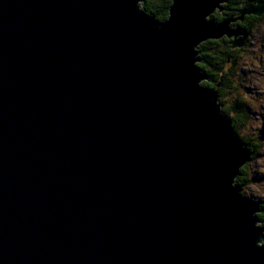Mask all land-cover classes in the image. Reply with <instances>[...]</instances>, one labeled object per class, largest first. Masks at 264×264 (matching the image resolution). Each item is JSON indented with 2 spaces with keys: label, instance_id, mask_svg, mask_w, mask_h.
<instances>
[{
  "label": "water",
  "instance_id": "95a60500",
  "mask_svg": "<svg viewBox=\"0 0 264 264\" xmlns=\"http://www.w3.org/2000/svg\"><path fill=\"white\" fill-rule=\"evenodd\" d=\"M0 0V264H264L252 152L199 47L227 0Z\"/></svg>",
  "mask_w": 264,
  "mask_h": 264
},
{
  "label": "rangeland",
  "instance_id": "374dc122",
  "mask_svg": "<svg viewBox=\"0 0 264 264\" xmlns=\"http://www.w3.org/2000/svg\"><path fill=\"white\" fill-rule=\"evenodd\" d=\"M228 1L222 5L223 8H225L224 5L228 4ZM257 1L243 0L242 3H246L248 8L256 5ZM239 16L232 18L237 19ZM249 27L245 45L241 49H237L241 50L238 55V64H240L238 82L237 76L235 79H233V75L231 77V86L239 85V90L222 92L218 98V103L221 105V110L222 108L229 110L233 108L230 110L231 112H228L230 115L227 114L231 117H235L232 111L234 108L236 109L234 107L236 100H239L238 105H241L239 108L247 112L245 120L238 127V137L243 138L247 147H250L252 162L244 167V172L241 174L242 186L236 185L241 186V194L247 200L259 205L260 212L257 215L259 216L264 215V15L251 21ZM205 82L207 81L203 83ZM222 102L223 104H221ZM254 112L258 115L259 113L262 114V117L254 116ZM263 215L259 218L261 223L257 224L260 228H264Z\"/></svg>",
  "mask_w": 264,
  "mask_h": 264
},
{
  "label": "trees",
  "instance_id": "16d2710c",
  "mask_svg": "<svg viewBox=\"0 0 264 264\" xmlns=\"http://www.w3.org/2000/svg\"><path fill=\"white\" fill-rule=\"evenodd\" d=\"M259 1L260 0H258L257 2ZM242 2L243 0H229L228 4L224 5V12H216L212 18L219 22L227 18L237 17L238 11L242 7ZM171 4L172 0H145L142 6V10L146 14L153 16L156 20L163 22L166 21L169 17V9L171 7ZM253 20H257V17L247 16L245 17L243 22L237 21V23L233 24L232 27H241L249 33V24H251V21ZM240 51L241 50L232 49L230 40H228L227 38L207 41L199 47V57L201 59L199 67L203 72H205L208 77V81L203 83V85L218 91L219 98L222 92H229L230 90H232L231 92H235L236 89L239 90V85L231 86V77L233 75V79H235V77L237 76L238 82V67L240 65L238 64V55L241 53ZM221 104H223V102ZM238 104L239 100H236L234 102V107H236V109L234 108L235 110H238L239 107H241V105ZM232 109L233 108H231L230 110ZM230 110L222 108L223 114L226 115L229 114L228 112H231ZM246 115L247 114H245L244 112H238L235 115L234 120L237 121V124L242 125V121L245 120ZM241 140L245 142L243 138H241ZM244 169L245 168L241 170V174L244 172ZM242 181L243 179L240 175L237 178L236 184H240L242 186ZM262 215L263 214L259 215L258 218H261Z\"/></svg>",
  "mask_w": 264,
  "mask_h": 264
},
{
  "label": "flooded vegetation",
  "instance_id": "af4514ba",
  "mask_svg": "<svg viewBox=\"0 0 264 264\" xmlns=\"http://www.w3.org/2000/svg\"><path fill=\"white\" fill-rule=\"evenodd\" d=\"M260 1H262V0H260ZM235 28V27H234ZM237 111V112H236ZM238 112H244L245 114H247V112L246 111H243V110H241L240 108L238 109V110H235L234 109V111H233V113L236 115ZM226 115V114H225ZM254 116H261L262 117V114H260L259 113V115L257 114V113H255L254 112ZM232 120H233V129H234V132L238 135V127H240V124H237L236 122V120H234V116H232ZM235 122V123H234ZM239 123V122H238ZM234 125H235V127H234ZM243 141V140H242ZM244 142V141H243ZM246 142V141H245ZM244 142V143H245Z\"/></svg>",
  "mask_w": 264,
  "mask_h": 264
},
{
  "label": "bare ground",
  "instance_id": "6f19581e",
  "mask_svg": "<svg viewBox=\"0 0 264 264\" xmlns=\"http://www.w3.org/2000/svg\"><path fill=\"white\" fill-rule=\"evenodd\" d=\"M236 24V23H235ZM252 162V161H251Z\"/></svg>",
  "mask_w": 264,
  "mask_h": 264
}]
</instances>
